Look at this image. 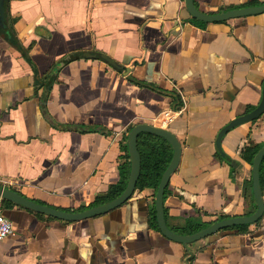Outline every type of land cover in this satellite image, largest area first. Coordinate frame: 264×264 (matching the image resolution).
I'll list each match as a JSON object with an SVG mask.
<instances>
[{
	"label": "crops",
	"instance_id": "obj_1",
	"mask_svg": "<svg viewBox=\"0 0 264 264\" xmlns=\"http://www.w3.org/2000/svg\"><path fill=\"white\" fill-rule=\"evenodd\" d=\"M193 2L207 14L264 4ZM2 14L0 186L65 211L106 202L94 200L127 183L129 129L157 125L170 108L179 112L167 128L182 148L163 196L167 226L185 234L189 222L255 209L243 153L264 144V111L230 128L221 151L215 140L261 100L264 10L202 21L183 0H4ZM154 198L152 187L135 188L75 221L0 199L13 225L0 264H264V211L183 244L159 231Z\"/></svg>",
	"mask_w": 264,
	"mask_h": 264
},
{
	"label": "water",
	"instance_id": "obj_2",
	"mask_svg": "<svg viewBox=\"0 0 264 264\" xmlns=\"http://www.w3.org/2000/svg\"><path fill=\"white\" fill-rule=\"evenodd\" d=\"M3 1L0 0V20H3ZM184 7L189 15L195 19L202 21H217V20H225L228 18L238 17L250 13H257L264 10V4L255 5L249 7H241L237 9H231L228 11H223L221 13H213L207 14L195 6L193 0H183ZM87 55V53H86ZM90 54H88L89 56ZM94 56V55H90ZM103 56V55H102ZM104 59L111 61L104 55ZM264 111V87L262 89V97L259 101L258 105L252 110L235 117L230 120L226 125H224L220 131L218 132L215 140V145L218 151H221V138L222 136L234 126L256 119L260 116ZM141 132H147L159 136L166 140L168 144L172 148V156L165 167L164 171L161 174L159 179L154 198V208H155V219L158 226L159 231L163 236L181 242L183 244H187L198 239L207 237L216 233L218 230L230 226L242 225V224H251L257 221L264 211V203L262 200L261 193V185H260V175L259 169L261 161L264 157V144L258 148L251 160V184H252V193L255 200V209L249 214H239L235 216L225 217L221 219H217L206 226L188 234L177 233L171 230L165 221L164 217V208H163V196L164 190L167 186L171 174L174 173L176 168L178 167L180 156H181V143L176 135L168 128H163L159 125L148 124L144 122H139L134 124L127 133L126 144L128 153L130 156V171L127 179V183L124 189L118 194L116 197L103 202L101 204H97L91 206L87 209L80 211H65L62 209L54 208L46 204L37 203L26 196L14 191L12 189L0 186V199L8 200L18 205L27 207L29 209L39 211L45 214H49L59 219L67 220V221H75L84 219L87 217H92L97 214L104 213L126 201L135 191L136 181L140 173L141 166V158L140 153L137 148V137Z\"/></svg>",
	"mask_w": 264,
	"mask_h": 264
},
{
	"label": "trees",
	"instance_id": "obj_3",
	"mask_svg": "<svg viewBox=\"0 0 264 264\" xmlns=\"http://www.w3.org/2000/svg\"><path fill=\"white\" fill-rule=\"evenodd\" d=\"M172 95L175 96L176 103L179 97L175 94ZM137 148L140 153L141 166L135 188L142 189L144 187H152L153 190L156 191L161 174L167 166L172 155L170 145L166 140L159 136L147 132H141L137 137ZM258 148L259 145L246 147L243 153L244 159L250 163ZM259 175L261 188H264V157L260 164ZM122 189L123 186H120L118 189L114 190L111 194L105 197H97L94 200V203L96 204L113 198L115 195L119 194ZM152 219L155 222L154 209H152ZM202 225V223L189 222L184 225L182 232L185 234L192 233L202 228ZM246 226L247 224H242L231 226V228H244Z\"/></svg>",
	"mask_w": 264,
	"mask_h": 264
},
{
	"label": "built area",
	"instance_id": "obj_4",
	"mask_svg": "<svg viewBox=\"0 0 264 264\" xmlns=\"http://www.w3.org/2000/svg\"><path fill=\"white\" fill-rule=\"evenodd\" d=\"M178 112L179 111H177L176 109L170 108L162 110L156 117L157 124L160 126H166L171 121H173ZM12 232L13 225L11 223V220L0 212V240L8 236Z\"/></svg>",
	"mask_w": 264,
	"mask_h": 264
},
{
	"label": "flooded vegetation",
	"instance_id": "obj_5",
	"mask_svg": "<svg viewBox=\"0 0 264 264\" xmlns=\"http://www.w3.org/2000/svg\"><path fill=\"white\" fill-rule=\"evenodd\" d=\"M3 7H4V1H3ZM177 110V109H176ZM158 125V124H157ZM160 126V125H159ZM161 127H163V128H167V125L166 126H161ZM172 156V155H171ZM177 169V168H176ZM166 188V187H165ZM164 192H165V190H164Z\"/></svg>",
	"mask_w": 264,
	"mask_h": 264
}]
</instances>
